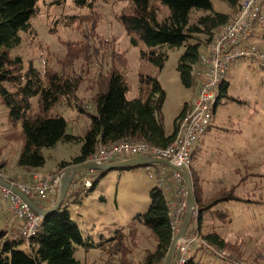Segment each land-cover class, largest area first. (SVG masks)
<instances>
[{
    "label": "trees",
    "instance_id": "1",
    "mask_svg": "<svg viewBox=\"0 0 264 264\" xmlns=\"http://www.w3.org/2000/svg\"><path fill=\"white\" fill-rule=\"evenodd\" d=\"M39 1L0 0V101L6 106L12 122L21 127L24 145L18 164L28 171L43 167L46 158L42 150L56 147L61 142H82L80 154L72 161H63L60 164L61 170L88 162L102 144L110 145L123 140L145 141L163 147L171 144L178 133L179 121L189 110L190 104L186 103L175 120L174 131L168 134L162 115L165 91L160 82L154 79L155 86L147 99H129V85L125 74L114 66L106 75L98 78L99 90L92 97L94 112H88L91 122L83 136L68 131L69 123L64 116L51 114V109L61 102L69 106L75 104L83 112L86 109L77 96L82 82L80 76L53 71L47 72L43 77L32 65L25 68L20 55H13V51L22 43V33L32 31V19L37 15ZM97 1L100 0H73L78 7L92 9ZM128 1L131 10L121 14V21L129 32L137 34V37L132 38L135 44L141 41L149 47H175L192 38L197 40L187 45L178 66L183 83L192 87L198 78L195 68L200 63L202 47L210 44L220 30L237 17L243 0H221L227 2L234 13L216 11L214 0ZM159 3L169 11L163 19H160ZM195 10L206 13L193 20ZM152 54L158 53L153 51ZM152 59L162 67L166 53L161 52ZM229 85L227 80L222 84L213 117L222 98H231L228 94ZM34 98L38 99L39 106L36 113L33 112ZM211 126L212 124L208 131ZM197 155L198 149L194 159ZM3 167L1 165L0 170ZM105 174L106 172H101L100 177ZM203 174V169L192 171L198 206L197 224L201 236L212 246L230 250L242 259L244 255L213 222L218 219L219 222L231 224L238 222L240 216H261L259 207H264V195L258 192H261L259 189L263 191V182L260 181L261 185L250 179L251 173L241 175L237 182L230 181L227 175L207 178ZM252 182L254 187L247 189ZM97 184L98 180L93 181L92 186L86 187V190L95 189ZM74 185L75 188L69 191L60 208L41 219L37 232L29 240L23 235L22 225L12 229L10 234L8 230L0 228V264H87L77 257L81 248L86 251L98 249L105 256L102 259L104 264H164L175 238V230L171 200L159 182H155L151 188L150 203L132 218L129 225L117 228L112 236L101 234V241L98 243L90 240L91 237L86 235L71 216L68 202L72 200L69 197L80 196L83 190L82 186L78 187L77 181ZM56 198L55 195L50 202L40 205L48 208ZM73 201L81 200L78 198ZM235 210H240V214H236L239 216H235ZM140 226L150 232L153 247L146 248L140 260H134L130 255L133 253V246L138 244L136 232ZM20 245H26L27 248L23 249ZM195 250L197 251L194 253ZM199 251L201 256H197ZM206 252L202 246L195 248L187 264H209L202 261Z\"/></svg>",
    "mask_w": 264,
    "mask_h": 264
},
{
    "label": "rangeland",
    "instance_id": "2",
    "mask_svg": "<svg viewBox=\"0 0 264 264\" xmlns=\"http://www.w3.org/2000/svg\"><path fill=\"white\" fill-rule=\"evenodd\" d=\"M159 5L160 19H163L169 11L161 3ZM214 9L230 11L228 3L221 0H214ZM130 10L128 0H100L93 9L78 7L73 0H40L37 15L32 19V31L22 33V43L13 51V55L23 58L25 68L32 65L43 77L47 72L58 71L82 78L77 96L86 112L75 104L69 106L64 102L51 109L52 115L60 114L67 119L70 133L84 135L91 122L88 112H94L92 97L99 90L98 78L106 75L113 66L125 74L129 99H147L155 86L154 79L160 82L165 91L162 115L168 134L174 131L175 120L186 103L192 105L198 95L200 78L192 87H188L183 83L178 69L187 45L197 40L192 38L175 47H149L141 41L135 44L132 38L137 34L129 32L121 21V14ZM205 13L195 10L193 20ZM262 26L253 36L250 46L264 52V23ZM202 49L204 52V47ZM153 51L158 54H152ZM161 52L166 53L162 67L152 59ZM226 80L230 83L228 94L231 98H222L218 105L211 131L202 143L204 151H200L193 160L191 171L203 169L207 177L213 178L227 175L234 182L241 175L251 173L250 179L261 185L263 182L264 186V64L258 59H238L231 64ZM33 105V112H38L37 98L33 99ZM23 145L20 125L12 122L6 106L0 101V166H4L0 172L3 176L4 173L10 175V178L4 176L9 182L28 183L34 182L35 176L45 178L63 174L60 164L78 156L82 142H61L56 147L44 148L42 153L46 163L40 167L41 171L36 172L24 170L18 164ZM148 166L155 172L153 178L147 170ZM148 166L116 168L106 172L103 177H100L101 171H81L84 178L76 181L78 187L82 186V194L69 197L72 201L68 202V208L72 218L91 237L87 236L90 240L98 243L101 234L112 236L117 227H127L132 218L150 203L151 188L155 182H159L162 174L167 176V183L175 187L171 179L174 168L167 166L169 171L166 172L158 169L159 164ZM87 179L98 180L95 189L86 190L89 187L85 185ZM203 186L206 187V184ZM252 187L253 182L247 189ZM261 189L263 191L259 189L261 192L258 193L264 195V188ZM70 190L73 191V187ZM78 198L81 201H73ZM259 208L261 216H240L238 222L231 224L219 222L218 219L213 222L244 255L241 259L226 250L231 259L239 264H264V207ZM241 210L244 214V209ZM234 214L239 216L236 214H240V210H235ZM136 233L138 244L133 246L130 256L140 260L145 249L153 247L152 239L150 232L142 226L138 227ZM20 247L27 248L26 245ZM77 257L87 264H104L102 259L105 258L96 248L89 251L81 248ZM202 261L227 264L208 251Z\"/></svg>",
    "mask_w": 264,
    "mask_h": 264
},
{
    "label": "built area",
    "instance_id": "3",
    "mask_svg": "<svg viewBox=\"0 0 264 264\" xmlns=\"http://www.w3.org/2000/svg\"><path fill=\"white\" fill-rule=\"evenodd\" d=\"M264 23V0H244L237 17L222 28L214 40L206 46L200 63L195 68L200 78L198 95L189 110L179 121L178 133L168 146H157L145 141L123 140L114 144H102L89 159L90 162L112 163L130 158L151 157L167 159L179 168L187 169L191 174L194 154L199 142L208 132L213 120L214 109L218 103L222 84L231 64L242 58L258 59L264 64V52L253 46L244 45L256 27ZM167 165H159V170H166ZM150 177L155 172L147 167ZM0 176H3L0 172ZM172 181L178 195L171 200L172 224L175 236L180 230L188 207V186L184 175L174 169ZM167 176L159 178V185L168 195L172 184L167 183ZM62 182V174L48 177L35 176L34 182L15 183L21 191L37 203L47 201L58 194ZM93 181L87 179L86 186H92ZM0 201L8 204L9 211L22 222L24 237L29 240L40 225L42 217L38 215L23 198L11 188L0 185ZM198 206L195 207L191 224L185 235L179 240L172 264H187L192 251L204 247L215 258L224 260L227 264H239L231 255L222 249L209 244L201 236L197 224ZM193 220L196 222L193 223Z\"/></svg>",
    "mask_w": 264,
    "mask_h": 264
},
{
    "label": "water",
    "instance_id": "4",
    "mask_svg": "<svg viewBox=\"0 0 264 264\" xmlns=\"http://www.w3.org/2000/svg\"><path fill=\"white\" fill-rule=\"evenodd\" d=\"M151 164H164L170 166L176 170H179L185 177V182L188 186V207L184 217V220L181 224L180 230L176 234L166 260L164 264H172L176 248L178 245L179 240L185 235L186 231L188 230L195 207L197 206L196 195L194 191V184L192 174L184 168H179L172 164L167 159L161 158H151V157H137L131 158L124 161L112 162V163H97V162H85L82 164H75L71 165L66 168L62 174V182L59 187L58 195L56 200L52 203V205L48 208L41 207L35 200L31 199L27 194H25L21 189L17 186L13 185L9 182L4 176H0V185L6 186L11 188L15 193L20 195L23 200H25L30 207L42 218H45L55 212L60 206L65 202L67 195L71 189V186L76 183V176L83 170H93V171H101V172H108L109 170L116 169V168H127L131 166H148Z\"/></svg>",
    "mask_w": 264,
    "mask_h": 264
},
{
    "label": "crops",
    "instance_id": "5",
    "mask_svg": "<svg viewBox=\"0 0 264 264\" xmlns=\"http://www.w3.org/2000/svg\"><path fill=\"white\" fill-rule=\"evenodd\" d=\"M229 5V4H228ZM230 7V11L226 12V13H234V9L229 5ZM263 27V26H262ZM261 26H258L256 27V29L254 30L253 34L247 38L245 41H244V45H247V46H250V42L253 38V36L255 35L256 31L260 30ZM206 49V46H204V50ZM226 80V79H225ZM212 127V126H211ZM211 131V129L206 133L205 136H208L209 132ZM204 136V137H205ZM204 137L202 138V140L199 142L198 146L196 149H198V153H200V151H204V145H202L203 141H204ZM131 159V158H130ZM162 165V164H160ZM164 165V164H163ZM24 169V168H22ZM159 169V167H158ZM25 170V169H24ZM36 171H41L40 168H37V169H34L32 170L31 172H36ZM164 171H169L168 168ZM205 172V171H204ZM204 177H207L206 174L204 173L203 174ZM4 176L7 177V178H10V175L8 173H4ZM162 176H166V175H161ZM80 178H84V172H80L77 176H76V180L80 179ZM208 178V177H207ZM212 178V177H211ZM167 182V180H166ZM75 185L73 184L71 187L75 188L74 187ZM77 186V185H76ZM175 187L172 185L170 191L168 192V196L170 198V200H176L178 198V195L176 194V191H175ZM53 197V196H52ZM51 198L47 201H42L40 203H38L39 205L40 204H43L45 202H50ZM2 205V206H1ZM0 206L2 207L1 208V211H0V228L4 229V230H8V234H10V231L16 227H21L22 225V222L20 220H18L17 218H15L13 216V214L9 211L8 209V204L6 202H2L0 201ZM41 206V205H40ZM42 207V206H41ZM120 227V226H119ZM117 227V228H119ZM105 235V234H104ZM197 250L194 251V253L196 252ZM197 256H201V251L198 252Z\"/></svg>",
    "mask_w": 264,
    "mask_h": 264
}]
</instances>
